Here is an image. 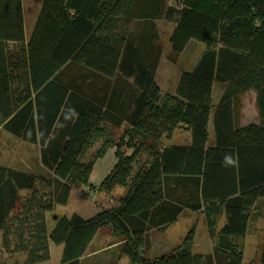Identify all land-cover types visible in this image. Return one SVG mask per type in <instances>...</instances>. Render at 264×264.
<instances>
[{"label":"trees","instance_id":"obj_1","mask_svg":"<svg viewBox=\"0 0 264 264\" xmlns=\"http://www.w3.org/2000/svg\"><path fill=\"white\" fill-rule=\"evenodd\" d=\"M158 19L173 25L167 60L175 62L190 39L205 46L173 94L160 93L145 60L144 50L155 64L161 54L155 28H148L155 37L149 47L130 30L135 21ZM118 74L137 88L123 115L108 105ZM217 83L224 89L211 115ZM248 90L257 122L238 125L234 105ZM123 123L115 162L98 184L106 193L124 186L117 204L88 218L55 216L49 231L46 214L86 180L85 147L103 125ZM0 129L36 145L43 167L0 165V260L24 254L23 264L46 262L53 243L62 245L59 264H83L107 226L122 237L131 264H243L249 223L264 218V0H41L27 39L21 0H0ZM176 129L189 131V143H162ZM185 210L202 213L211 251L192 252L191 229L179 245L145 258L150 232L164 231ZM220 215L225 222L216 230Z\"/></svg>","mask_w":264,"mask_h":264},{"label":"rangeland","instance_id":"obj_2","mask_svg":"<svg viewBox=\"0 0 264 264\" xmlns=\"http://www.w3.org/2000/svg\"><path fill=\"white\" fill-rule=\"evenodd\" d=\"M25 14V30L29 35L33 22L39 11L41 0H21ZM158 42L162 48V60L156 72V80L160 86V93L173 94V75L177 66L170 64L166 55L170 50L168 35L171 32L172 24L164 19L157 20ZM200 47H204L202 42ZM191 55V59L195 57L196 51L185 53ZM176 86V85H175ZM224 84H214L212 91V108L219 101ZM236 123L245 125L257 120V110L255 106V92L248 90L238 97L235 102ZM128 128L127 123H123L121 128L116 129L108 125H103L100 134L96 138H92L89 144L83 150L80 156V162L84 164L87 171L85 176L78 182L73 183L69 198L65 205L55 206L52 215H48L47 227L49 231L54 226L55 220L52 216H70L77 213L84 218L93 216L96 212L109 206L117 204L120 195L125 192L123 187H115V189L106 193L98 190V184L106 176L114 164V149L118 139L122 136V132ZM190 141L189 131L176 129L170 139L162 140V143H183L188 144ZM214 141L213 128L211 118L208 125L207 143L212 145ZM0 164L27 172H42L43 167L39 162L38 147L33 144L23 142L12 136L3 129H0ZM86 173V172H85ZM259 211L264 213V203L259 202ZM225 222V216L220 215L216 230H219ZM193 230L192 252L203 253L211 251L213 240L209 237L203 215L201 212L183 211L177 221L169 224L164 231L150 232L152 243L151 249L144 254V257L151 259L154 256L164 254L173 247L179 245L189 230ZM264 238V218H258L250 221L248 230L243 243V264H259L261 252V242ZM121 236H117L110 227H101L92 242L88 246L87 252H90L83 264H131L128 258L121 252L120 240ZM112 243V244H111ZM111 244V245H108ZM62 253V245L50 243V256L46 262L38 264H59ZM24 259V254H19Z\"/></svg>","mask_w":264,"mask_h":264},{"label":"crops","instance_id":"obj_3","mask_svg":"<svg viewBox=\"0 0 264 264\" xmlns=\"http://www.w3.org/2000/svg\"><path fill=\"white\" fill-rule=\"evenodd\" d=\"M22 12H23V23L25 24V14H24L23 5H22ZM151 27L152 28L154 27L156 30V33H158L157 20H154V21L140 20V21H135L131 24L130 30L132 32L133 37H135V41L137 42V44L141 45V43H142V45H147L149 47L150 42L152 41V43H153V41H155V37L152 36V40L149 37L150 30L148 28H151ZM172 28H173V25L171 26V29ZM24 35H25V39H27L28 35L26 34L25 25H24ZM195 41L196 40L190 39L187 42V44L185 45L182 52H180V54L178 55L176 61L175 62L169 61L170 64L177 66V68L174 72V75H173L172 81H173L174 86L172 89H175V85H176V82H177V79H178L180 73L183 71L191 70L194 67V65L196 64L201 53L205 49V46L200 47L199 43H196ZM198 42H200V41H198ZM194 50L196 51L197 54H195V57H193V59H191V55H188V54L185 55V53L192 52ZM144 51H145L144 52L145 60L148 63L149 69L153 70L154 81L156 82L159 89H161L157 80H156V72H157L159 64L162 60V56H163L162 49H161V54H160L156 64H155L154 59L152 58L153 56H152L151 52H149L147 50H144ZM107 89H109L108 90V105L110 106V108L114 112L119 113L120 115L128 113V111H130L132 108V102H133V99L135 97V93H136V89H137L135 87V85L133 84V79L132 78H125V77L118 74L111 80V83L109 84ZM253 122H257V120L253 121ZM116 129H119V128H116ZM169 144L186 145L187 143L186 144H183V143L182 144L181 143H166L165 145H169ZM114 162H115V159H114ZM0 165H2V164H0ZM2 166H4V165H2ZM23 193L24 192L21 191V194H23ZM54 210H55V208H54ZM54 210H53V212H54ZM53 212H48L46 214V221L48 219V215H50V214L52 215ZM54 217L55 216H52V219H54ZM0 237H1V233H0ZM92 240H91V242H92ZM90 243H89V245H90ZM111 244H108V245H111ZM88 246H87V249H88ZM49 248H50V244H49ZM87 249L85 250V254H84L82 260L85 259V257L88 254H90V252H87ZM209 252L206 251L203 253H209ZM24 259H25V257H24ZM24 259L22 257H19L18 255L4 256L0 260V264H23Z\"/></svg>","mask_w":264,"mask_h":264}]
</instances>
